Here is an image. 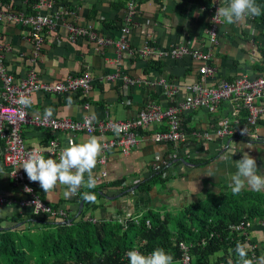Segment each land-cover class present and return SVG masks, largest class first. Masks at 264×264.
<instances>
[{
    "label": "crops",
    "instance_id": "1",
    "mask_svg": "<svg viewBox=\"0 0 264 264\" xmlns=\"http://www.w3.org/2000/svg\"><path fill=\"white\" fill-rule=\"evenodd\" d=\"M113 1L72 0L71 10L58 20L55 32L46 36L41 58L36 63L37 76L42 85L53 84L67 76L88 72L91 76L89 92L85 97L82 94L79 99L66 102L69 96L38 91L32 95L34 102L28 106L29 115L40 116L45 114V109L51 108L52 116L57 118L81 119L85 115L93 117L94 114L96 121L134 120L142 110L151 106L159 105L166 108L182 102L187 96L192 95L190 88L194 84L218 85L235 77L263 75L252 70L256 64L264 66L263 24L254 22L251 17H247L242 23H228L220 17L217 43L213 45L207 34L210 10L181 0L134 2L136 5L134 24L125 39L134 52L140 49L147 34H150L160 50L168 51L185 46L207 53L210 56V65L216 69V74L212 77L200 74L199 64L189 57L182 59L163 57L160 59L163 62L160 71L149 69L145 73V60L128 52L119 53L114 45L101 47L97 52L95 46L85 39L80 38L74 43L68 40L70 24L82 27L90 24L104 39L118 42L122 37L120 30L106 28L103 24L115 19L124 20L126 7L121 10L113 9L111 7ZM214 1L212 0V5ZM217 4L218 7L221 6V2ZM0 41L11 49L5 57L6 65L14 74L24 75L32 51L26 29L19 25L0 23ZM114 72H123L133 79L150 81L154 85L126 87L121 81L107 82L106 76ZM161 79L178 85L179 90L174 97L166 98L163 89L155 84ZM82 98H86L88 109L82 107L80 101ZM257 104L260 105V102ZM245 117L246 110L237 100L222 102L212 114L201 108L183 113L180 128L183 133L189 135V139L177 145L155 143L151 140L154 132L166 129L164 122L146 126L141 133L140 142L129 154L112 152L102 167L97 160L93 169L94 177L96 178L101 170L107 175L103 182H96L95 188H91H102L96 201L97 207L94 209L93 205H89L78 210L73 203L78 194L93 193V190L86 186H82L71 198L64 195L65 185L57 184L48 192L43 191L39 182L30 181L29 186L48 204H58L61 209H70L74 213L77 210L78 214L82 209L93 220L114 221L124 218L126 214L140 219L148 212L160 216L167 214L174 218L192 203L217 200L220 194L232 192L229 184L231 174L236 171L234 161L239 160L243 152H248L254 157L259 171L264 173V118L254 130L248 131V134L240 138L225 136L219 138L212 135L205 140L192 136L197 132L215 130L222 120H227L233 127L243 128L245 121L243 123L240 121L242 118L245 120ZM22 136L28 147L46 150L55 143L57 154L46 153L44 157L57 160L70 139L81 143L92 137L62 132L51 134L33 127H24ZM100 139L102 141V138ZM4 151L5 142L0 137V197L14 201L0 205V216L31 212L30 208H21L17 204L25 199L26 195L3 165ZM205 161L207 162L204 163ZM161 168L166 169L164 176L168 179L156 183L149 191L141 190V184L148 181L154 170ZM18 171L27 177L22 167L18 168ZM87 178L85 174V182ZM242 191L252 190L246 187ZM253 227L250 237L258 246H262L259 249L264 252V231L262 232L256 225Z\"/></svg>",
    "mask_w": 264,
    "mask_h": 264
},
{
    "label": "built area",
    "instance_id": "2",
    "mask_svg": "<svg viewBox=\"0 0 264 264\" xmlns=\"http://www.w3.org/2000/svg\"><path fill=\"white\" fill-rule=\"evenodd\" d=\"M218 2L220 3L221 0H215L211 6L210 23L207 29L210 43L213 45L217 43V29L221 24L220 17L215 15ZM34 9L36 11L34 15H26L21 11H6L4 8H0V23L14 24L25 28L27 39L32 45L31 55L27 60L26 72L24 75L18 76L6 65L5 57L11 49L0 41V81L2 82V88L0 89V137L5 142L3 165L9 171V176L26 195V198L20 200L17 204L21 208H30L37 216L61 219L65 218L67 213L65 208L56 207L55 209L43 201L30 188L29 178L18 171L23 160L30 152H40L43 155L46 153L50 155L57 154L55 143L51 144L46 150L39 147H28L22 136L24 127L38 128L51 134L62 132L102 138L104 147L98 159V164L102 167L105 166L106 158L112 152H119L122 155L129 154L140 142L141 133L145 130V127L150 124L158 122L166 124L164 131H157L151 135L153 142L171 143L174 145L185 143L189 139V135L181 131L180 118L183 113L190 112L196 108L204 109L212 114L222 102L237 100L246 110V124L243 128L233 127L227 120H222L219 126L211 132L203 131L192 134L194 138L205 140H208L212 135H216L219 138L224 136L232 138L243 137L250 128H256L258 120L264 118V74L256 77L240 76L231 81H223L218 85L194 84L190 88L192 95L187 96L182 102L166 108H162L159 105L151 106L142 110L134 120L105 119L96 121L89 115H85L81 119L57 118L54 116L45 117L44 113L40 116H31L28 113V107L23 108L24 117L21 118L18 112L21 106L17 104L21 94L29 96L33 103L32 95L41 90L57 95L80 91L85 97V94L91 89V76L88 72L67 76L64 80L53 84H41L36 72V63L41 58L44 32L46 34L55 32L58 20L66 13L61 9L56 10L53 0H39ZM135 15V3L128 2L124 25L120 30L122 37L116 43L101 37L90 24L84 27L70 24L68 26V40L74 43L80 38L85 39L95 46L97 52L100 51L101 47L114 45L119 53L128 52L145 61L151 58L162 59L167 56L172 59L189 57L199 64L198 72L204 77H212L216 74V69L209 63V54L185 46H178L168 51L160 50L152 46L154 42L150 34H147L140 49L135 52L132 51L125 37L129 34L131 26L134 24ZM106 81L109 83L121 81L126 87L140 84L154 85L150 81L133 79L127 74H123V72H114L107 75ZM155 84L163 89L166 98L174 97L179 90L177 84H171L164 79L156 81ZM257 102H260V105ZM82 107L88 109L89 104L85 102ZM106 175L107 173L101 170L95 178L96 182L103 181ZM12 202L14 201L0 197V205ZM131 218V214H126L124 218H119V221L124 224L126 220ZM260 225L264 230V224L260 223ZM251 228V222L244 220L230 226L232 231L242 232L246 238H248L247 231ZM189 248L185 243L179 244L181 257L178 264L193 263ZM254 249V246L250 247L252 258H258L253 252ZM223 264H234L229 254L226 255V261Z\"/></svg>",
    "mask_w": 264,
    "mask_h": 264
},
{
    "label": "trees",
    "instance_id": "3",
    "mask_svg": "<svg viewBox=\"0 0 264 264\" xmlns=\"http://www.w3.org/2000/svg\"><path fill=\"white\" fill-rule=\"evenodd\" d=\"M53 1L55 9H61L65 13L71 10L72 0ZM138 1L142 0H114L111 7L121 10L128 2ZM181 1L208 10L212 5V0ZM38 2L39 0H0V8L34 15V6ZM256 3L261 6L262 14L251 18L264 25V0H256ZM115 20L103 24L106 28L120 30L124 20ZM44 35L45 41L48 34L44 32ZM152 46L157 47L154 44ZM162 68L163 62L160 59L146 60L145 73L149 69L160 71ZM252 70L264 74V66L260 64L254 65ZM60 95L69 96L66 102H71L72 99H79L82 93L77 91ZM80 101L82 105L87 102L86 98ZM244 121L246 124L244 118L240 123ZM252 130L254 128H250L249 132ZM164 172L166 169L163 168L154 170L140 189L149 191L156 183L166 181L168 178L164 176ZM90 190H93L98 201L102 188ZM81 202L82 209L89 205H93L92 209L97 207L96 202L84 200L82 193L73 200L76 209L81 208ZM51 206L56 209L59 205ZM82 209L79 214L77 210L74 213L66 209L67 216L61 219L43 218L32 212L0 216V264H129L127 252L130 250L148 254L156 248L165 249L173 256V264H178L181 257L180 243L190 247L192 264H223L228 254L234 264H240L235 251L237 243L246 242L250 246L252 242L242 232L232 231L230 226L243 220L264 224V191H242L239 194L226 192L220 194L217 200L192 203L174 218L167 214L160 216L148 212L140 219L132 217L126 220L124 224L119 220L93 221ZM172 221L174 230L169 228ZM5 224L11 226L6 227ZM248 257L251 258L250 248Z\"/></svg>",
    "mask_w": 264,
    "mask_h": 264
},
{
    "label": "clouds",
    "instance_id": "4",
    "mask_svg": "<svg viewBox=\"0 0 264 264\" xmlns=\"http://www.w3.org/2000/svg\"><path fill=\"white\" fill-rule=\"evenodd\" d=\"M261 14V6L256 3V0H221V6L217 8L215 15L223 18L228 23H242L247 17H255ZM31 103L29 96L20 95L17 104L21 106L18 109L21 118L24 117L23 108L30 106ZM52 113L53 110L51 108L45 109V117H51ZM92 119H95L94 114ZM88 122L90 123V121ZM103 147L101 139L95 136L89 137L81 143H76L70 139L68 146L61 150L58 160L53 158L46 159L40 152H30L20 167L26 172L30 181L39 182L44 192L53 190L57 184L65 185L66 191L64 195L67 198H71L77 194L82 186L90 189L95 188L96 179L93 175V169L97 164ZM248 147L251 148L249 145ZM227 158L221 157V159ZM234 165L236 171L231 174V183L229 184L233 194H239L246 187L256 192L264 191V173L259 171L257 160L254 157L248 152H243L241 158L234 161ZM85 174L88 177L86 182ZM209 176L213 175L209 174ZM83 199L95 203L96 195L94 193H84ZM82 206L83 203L80 207ZM132 217L136 218L135 216ZM254 223L255 221L251 222L252 228L247 231V240L252 242L250 247H255L253 252L258 258H252V255L249 258V245L246 242H238L235 251L239 256L240 264H264V252L259 249L262 246H258L250 237V232L254 229L253 226L256 225ZM260 223L258 225L263 232L264 230ZM257 251L260 253L257 254ZM127 256L129 264H173V256L163 248H156L148 254L133 249L127 252Z\"/></svg>",
    "mask_w": 264,
    "mask_h": 264
},
{
    "label": "rangeland",
    "instance_id": "5",
    "mask_svg": "<svg viewBox=\"0 0 264 264\" xmlns=\"http://www.w3.org/2000/svg\"><path fill=\"white\" fill-rule=\"evenodd\" d=\"M184 209H185V208H184ZM184 209H183V210H184ZM183 210H182V211H183ZM182 211L179 212L178 215H179V214L181 215V214H182ZM173 222H174V221H172V222L169 224V228H170L171 230H174V223H173ZM258 223H259V222H255L254 224H256V226H258V228H260L259 225H258ZM5 226L7 227V226H11V225H10V224H5Z\"/></svg>",
    "mask_w": 264,
    "mask_h": 264
},
{
    "label": "water",
    "instance_id": "6",
    "mask_svg": "<svg viewBox=\"0 0 264 264\" xmlns=\"http://www.w3.org/2000/svg\"><path fill=\"white\" fill-rule=\"evenodd\" d=\"M184 162V161H183ZM81 205H82V203H81ZM64 223V222H63ZM65 223H67V222H65Z\"/></svg>",
    "mask_w": 264,
    "mask_h": 264
}]
</instances>
